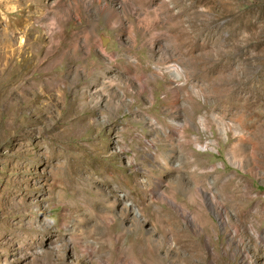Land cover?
I'll use <instances>...</instances> for the list:
<instances>
[{"label":"rangeland","instance_id":"1","mask_svg":"<svg viewBox=\"0 0 264 264\" xmlns=\"http://www.w3.org/2000/svg\"><path fill=\"white\" fill-rule=\"evenodd\" d=\"M0 264H264V0H0Z\"/></svg>","mask_w":264,"mask_h":264},{"label":"water","instance_id":"2","mask_svg":"<svg viewBox=\"0 0 264 264\" xmlns=\"http://www.w3.org/2000/svg\"><path fill=\"white\" fill-rule=\"evenodd\" d=\"M109 42H110V40H106V41H104V46H105V48H106V46L108 45Z\"/></svg>","mask_w":264,"mask_h":264},{"label":"bare ground","instance_id":"3","mask_svg":"<svg viewBox=\"0 0 264 264\" xmlns=\"http://www.w3.org/2000/svg\"><path fill=\"white\" fill-rule=\"evenodd\" d=\"M133 61V60H132Z\"/></svg>","mask_w":264,"mask_h":264}]
</instances>
